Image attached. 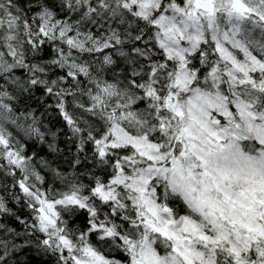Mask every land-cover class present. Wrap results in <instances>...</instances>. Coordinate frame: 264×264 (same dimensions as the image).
<instances>
[{"label": "snow or ice", "instance_id": "snow-or-ice-1", "mask_svg": "<svg viewBox=\"0 0 264 264\" xmlns=\"http://www.w3.org/2000/svg\"><path fill=\"white\" fill-rule=\"evenodd\" d=\"M0 264H264V0H0Z\"/></svg>", "mask_w": 264, "mask_h": 264}]
</instances>
